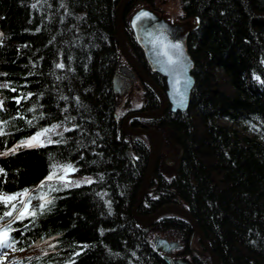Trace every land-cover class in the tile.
I'll use <instances>...</instances> for the list:
<instances>
[{"label":"trees","instance_id":"16d2710c","mask_svg":"<svg viewBox=\"0 0 264 264\" xmlns=\"http://www.w3.org/2000/svg\"><path fill=\"white\" fill-rule=\"evenodd\" d=\"M144 1L130 0L125 12ZM116 4L0 0V85H7L0 86V153H8L0 155V195L27 190L0 202V222L21 264H166L154 234L177 240L191 264H210L190 249V226L177 214L147 227L131 217L149 151L143 136L121 132L123 115L115 113ZM179 8L195 24L186 38L194 80L187 108L130 121L156 128L179 155L172 174L154 171L137 213L177 204L219 264H264V0H179ZM124 32L145 69L126 22ZM143 92L140 110L155 109L156 96L144 85ZM252 121L253 137L234 127ZM45 129L51 142L17 147ZM67 165L74 171L65 175L91 182L59 188L58 170ZM22 200L26 214L17 219Z\"/></svg>","mask_w":264,"mask_h":264},{"label":"water","instance_id":"95a60500","mask_svg":"<svg viewBox=\"0 0 264 264\" xmlns=\"http://www.w3.org/2000/svg\"><path fill=\"white\" fill-rule=\"evenodd\" d=\"M129 1L117 0L114 14V40L125 63L130 67L138 80L154 93L158 100L156 109L131 111L121 120V132L129 136H143L147 141L149 151L135 202L130 211L131 217L138 225L147 227L162 214H177L189 224L191 229L190 239L194 236L198 239L208 262L210 264H219L218 259L210 250L203 237L199 225L181 206L174 203H167L160 206L151 214L140 215L137 213V208L143 196L148 191L147 187L155 171L163 141L161 134L156 129L130 127L128 120L132 118L158 119L165 110L173 113L186 110L190 90L194 81L191 75L193 61L187 51L186 38L188 32L195 27V24H189L188 22L170 23L163 15L157 14L152 8L145 6H140L130 13L126 21L127 26L132 32L134 41L142 54L149 72L156 73L163 78L164 89L162 90L133 57L126 45L124 16L126 14L125 8ZM141 13H145L146 15L142 16ZM119 69L121 70L123 68ZM112 86L115 94L127 90V84L125 82L122 84L119 83L115 77L113 78ZM114 117H116V114H114ZM178 155L179 152L176 153L175 157ZM164 163L171 165L173 162L165 159ZM151 243L153 244L155 252L160 254L166 264H191L189 257L180 255L181 245L177 240L157 234L152 236Z\"/></svg>","mask_w":264,"mask_h":264},{"label":"rangeland","instance_id":"374dc122","mask_svg":"<svg viewBox=\"0 0 264 264\" xmlns=\"http://www.w3.org/2000/svg\"><path fill=\"white\" fill-rule=\"evenodd\" d=\"M140 6H145V7L151 8V6L147 5L146 3H139V4L135 5L134 7L130 8L129 11L126 12V14L124 16L125 22L127 21L130 13L134 9H136ZM152 9H154L157 14L163 15V17L167 21H169L170 23L188 22L189 24H194V21H192L191 19L183 20L181 18V12H180V8H179V0H157L153 4ZM130 53H132V52L130 51ZM132 55H133V53H132ZM133 57L135 58L134 55H133ZM123 63H125V61L123 60V58L120 55L118 65L121 66ZM142 97H143L142 85L138 80H136V82H134V84L130 88H128L125 92H121L119 94H116L117 101H116V105H115V113L117 115H123L124 116L127 111H131L133 109L135 110L136 108H138L142 104ZM257 126H258V121H252V122H247V123H238V124L234 125V127L236 129H238L243 134H245L249 137L255 136ZM30 138H28L24 141H27ZM50 139H51V133L46 132L44 135L39 137V141L36 144V146L42 145L43 143L50 141ZM21 147H23V146H21ZM169 149L170 150H167V155H164V157L167 158L168 160H171V158L173 159L174 156L176 155L177 149L174 147H169ZM173 162L174 163H172L171 165H164L163 166V170L166 171L167 174L168 173L172 174L174 172L175 167H176L175 166L176 165L175 160ZM69 171L71 172V170H69ZM58 172H59L58 187L63 188V189L74 187V186H77V185H80L83 183H87V181H89L91 179L90 176L86 175V174H84V175H80V174L79 175H65V173H67L68 171L65 172L64 166H61L59 168ZM60 177H63V179H60ZM46 184L48 185V187L51 186L52 188H54V186H56V184L53 185V181H47ZM66 184L68 185L67 187H65ZM23 201L24 200L21 201L22 204H21V206H19L20 208L17 209V214H20V212L24 210L25 205L23 204ZM0 231H5L4 227H3V222H0ZM154 235H157V234H154ZM189 245H191L190 240H189ZM191 246H193V245H191ZM192 250H193V248H192ZM200 255H202L203 257H206V255H204V254H200ZM19 259H20V254L13 252L9 245L4 246V247H0V264H21Z\"/></svg>","mask_w":264,"mask_h":264},{"label":"flooded vegetation","instance_id":"af4514ba","mask_svg":"<svg viewBox=\"0 0 264 264\" xmlns=\"http://www.w3.org/2000/svg\"><path fill=\"white\" fill-rule=\"evenodd\" d=\"M157 0H148V1H144V2H142V3H146L147 5H149V6H151V8H152V6H153V4L156 2ZM154 10V9H153ZM155 11V10H154ZM124 25H125V23H124ZM126 25H127V23H126ZM119 68H123V69H119ZM145 71H146V73L148 74V73H150V74H155L157 77H158V79L161 81V82H163L162 84H163V87L161 88L162 90L164 89V81H163V78L161 77V76H159L158 74H156V73H151V72H149V70L147 69V67H145ZM148 71V72H147ZM115 79L119 82V83H123V82H125L126 84H127V89L128 88H130L133 84H134V82H136V80H138V78L135 76V74L131 71V69H130V67L126 64V63H123L121 66H119L118 65V69H117V71H116V74H115ZM139 81V80H138ZM140 82V81H139ZM141 83V82H140ZM141 85H142V88H143V84L141 83ZM145 86V85H144ZM143 94H144V92H143ZM154 94V93H153ZM157 98V97H156ZM144 103V95H143V97H142V104ZM140 106H142V105H140ZM140 106L138 107V108H136L135 110L133 109V110H131V111H137V110H139V111H145V110H140ZM157 108V107H156ZM155 108V109H156ZM153 110V109H152ZM131 111H127L126 112V114L127 113H129V112H131ZM125 114V115H126ZM163 114V113H162ZM124 115V116H125ZM123 116V117H124ZM162 116V115H161ZM161 116L158 118V119H150V121H156V120H159L160 118H161ZM122 117V118H123ZM143 119V118H142ZM122 120V119H121ZM137 120H141V119H137ZM128 125L130 126V127H135V126H132L131 125V123H130V121L128 120ZM136 127H142L141 125H143L142 123H139L138 121H136ZM145 128H154V127H145ZM154 129H156V128H154ZM157 130V129H156ZM158 131V130H157ZM159 132V131H158ZM160 133V132H159ZM161 134V133H160ZM161 137H162V141H163V145H162V149H161V153H160V156H159V159H158V161H157V163H156V168H155V171H157L158 172V170H163V166L164 165H167V164H165L164 163V160L165 159H167V158H165L164 157V155H167V150H170L169 149V147L167 148V146H166V144H165V142H164V138H163V136H162V134H161ZM165 150V151H164ZM163 152H165V153H163ZM160 160H162V161H160ZM159 164V165H158Z\"/></svg>","mask_w":264,"mask_h":264},{"label":"snow or ice","instance_id":"6c2138e0","mask_svg":"<svg viewBox=\"0 0 264 264\" xmlns=\"http://www.w3.org/2000/svg\"><path fill=\"white\" fill-rule=\"evenodd\" d=\"M33 7H35V5H33ZM141 15L143 16V15H146V14L145 13H141ZM138 19H139V17H138ZM57 67H63V65L62 64L61 65H57ZM0 86L6 87L7 85H0ZM48 131H50V129H45V130H43V132H38L35 136L31 137L29 140L22 141L21 144L18 145L17 147H20V146L33 147V146H36V144L39 141V137L44 135ZM49 142H51V141H49ZM15 150L16 149L13 148V149H10L9 151L10 152H15ZM7 154L8 153H0V155H7ZM64 167H65V172H67L69 170L74 171V169L71 168V165H67V166H64ZM0 171H2V170H0ZM54 176H55V173L53 172L48 177H46V180H51V179H53ZM60 179H63V177H60ZM87 182L90 183L91 181L89 180ZM42 184H43V182H42ZM67 186L68 185L66 184L65 187H67ZM25 194H27V190H25L24 193L14 194V195H11V196H9V195H0V202L7 203L9 201L15 200L17 198V195H25ZM41 199H43V197H41ZM12 207H15V205L13 204ZM43 207H45L44 204L41 205V208H43ZM25 214H26V206H25V211H21L20 215L17 217V219H22ZM11 215H12L11 212H6L5 213V216H11ZM8 240H9L8 232L7 231H0V247L8 246Z\"/></svg>","mask_w":264,"mask_h":264},{"label":"bare ground","instance_id":"6f19581e","mask_svg":"<svg viewBox=\"0 0 264 264\" xmlns=\"http://www.w3.org/2000/svg\"><path fill=\"white\" fill-rule=\"evenodd\" d=\"M177 112V111H176ZM171 113H173V112H171ZM175 113V112H174ZM132 119H142V118H132ZM132 119H130L129 121H131ZM226 122V121H225ZM126 136V135H125ZM128 136V135H127ZM134 136V135H133ZM136 136V135H135ZM149 138H150V136H149ZM165 151V150H164ZM172 152V151H171ZM161 153V152H160ZM163 153H165V152H163ZM172 155V154H171ZM168 160V159H167ZM173 159L171 158V160L170 161H172ZM160 161H162V160H160ZM173 162V161H172ZM174 163V162H173ZM159 165V164H158ZM147 190H148V187H147ZM149 193V192H148ZM145 196V195H144ZM140 207V206H139ZM169 214V213H168ZM152 223H154V221L152 222ZM191 239H190V243H191ZM191 245H192V243H191ZM191 245H189V247L191 246ZM191 248H193V251L195 252V253H197V254H204V255H206L203 251H198L196 248H194V246H191ZM190 248V249H191ZM192 250V249H191ZM206 258V257H205ZM207 259V258H206Z\"/></svg>","mask_w":264,"mask_h":264}]
</instances>
